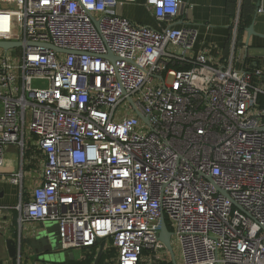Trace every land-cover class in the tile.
<instances>
[{
	"label": "built area",
	"instance_id": "1",
	"mask_svg": "<svg viewBox=\"0 0 264 264\" xmlns=\"http://www.w3.org/2000/svg\"><path fill=\"white\" fill-rule=\"evenodd\" d=\"M133 2L0 0V41L21 51L0 56V167L7 146L20 153L8 208L56 222L61 251L104 238L115 264L170 260L161 216L182 264H264V56L235 55L238 12L215 62L188 54L182 0H144L159 27L123 16ZM28 146L41 179L23 201Z\"/></svg>",
	"mask_w": 264,
	"mask_h": 264
},
{
	"label": "crops",
	"instance_id": "2",
	"mask_svg": "<svg viewBox=\"0 0 264 264\" xmlns=\"http://www.w3.org/2000/svg\"><path fill=\"white\" fill-rule=\"evenodd\" d=\"M258 2L259 0H182L177 23L188 21L196 28V39L188 54L204 52L215 62H225L230 53L234 16L238 12L241 19L246 15L250 17L255 34L248 36L246 28L249 24L241 36L237 37L235 55L239 56L243 52L240 47L243 45L246 58L244 65L259 63V59L264 56V12L256 13ZM129 4H137L142 12L141 17L132 21L159 27L144 0H135ZM121 14L123 15L122 11ZM236 65L240 66L239 63ZM19 160L20 153L16 146H7L4 164L0 167V253L3 251L5 254L0 264H67L69 261L80 259L84 254L75 258L70 253L72 256L65 258L57 251L60 245L56 222L19 223L18 211L8 208L19 201V186L9 180V175L19 170ZM22 170L24 176L21 199L24 201L41 179V156L33 146L25 149ZM25 178L32 185L27 184L26 187ZM9 238L16 243L14 257L9 256L5 245V240ZM87 250L96 252L97 247ZM109 261L104 264H112V261L115 264L113 257Z\"/></svg>",
	"mask_w": 264,
	"mask_h": 264
},
{
	"label": "water",
	"instance_id": "3",
	"mask_svg": "<svg viewBox=\"0 0 264 264\" xmlns=\"http://www.w3.org/2000/svg\"><path fill=\"white\" fill-rule=\"evenodd\" d=\"M258 6V3L256 4ZM246 31L248 33V36L255 34L253 27H252V23L246 28ZM20 46L19 42H15V41H0V48L3 50L9 49V48H13V47H18ZM49 47L53 48L56 51H60L58 48L53 47L51 45H49ZM143 120H145V118H143ZM264 128V127H263ZM157 236L158 239L162 242V244L164 245L166 251L168 252L169 256H170V260L172 262V264H176V261L174 259V253H173V245H172V241H171V236H172V232L169 230L165 218L164 216H161V218L158 220V224H157ZM263 232H264V228H262ZM5 245L7 247V252L9 254L10 257H14L15 253H16V243L13 239L9 238L7 240H5ZM104 245H105V239L104 238H98L95 241L94 247H97L96 253H95V257L93 259L92 264H98L100 257L103 253V249H104ZM59 249V248H58ZM62 256H64L65 258L68 256H72L70 253L71 252H65V251H61L60 249L57 250Z\"/></svg>",
	"mask_w": 264,
	"mask_h": 264
},
{
	"label": "rangeland",
	"instance_id": "4",
	"mask_svg": "<svg viewBox=\"0 0 264 264\" xmlns=\"http://www.w3.org/2000/svg\"><path fill=\"white\" fill-rule=\"evenodd\" d=\"M122 13L123 16L131 19V20H136L138 17L142 16V12H141V8L137 5V4H129V3H125L123 8H122ZM4 55V50L0 48V56ZM10 59L14 64H17L20 59H21V51H20V47H16L12 53H10ZM31 85L33 87H43L47 85L46 80H39V79H32L31 80ZM33 143V138H29L27 141V145H30ZM25 186L27 187V184L32 185L31 182H28V179L25 178ZM24 186V187H25ZM30 187V186H29ZM1 238V237H0ZM1 240V239H0ZM172 245H173V253H174V259L176 261V264H182L181 261V256H180V251L179 248L175 242V238H172ZM82 249H73V250H69L68 252H71L75 258H78L79 255H82ZM4 253L3 251H1L0 253V263H2L3 258H4Z\"/></svg>",
	"mask_w": 264,
	"mask_h": 264
},
{
	"label": "trees",
	"instance_id": "5",
	"mask_svg": "<svg viewBox=\"0 0 264 264\" xmlns=\"http://www.w3.org/2000/svg\"><path fill=\"white\" fill-rule=\"evenodd\" d=\"M250 20H251L250 17L247 15L244 16L242 19L240 17V21L238 25V36H237L238 38L241 36L245 28L250 24ZM248 61L250 62L251 60ZM175 66L180 67L179 65H175ZM82 250L84 255L80 259L69 261L67 264H92L96 252L94 250L93 251L87 249H82ZM115 253H116L115 249H109L103 251L98 264H104L106 261H109L115 255ZM152 264H172V262L171 260H162V261H156Z\"/></svg>",
	"mask_w": 264,
	"mask_h": 264
}]
</instances>
